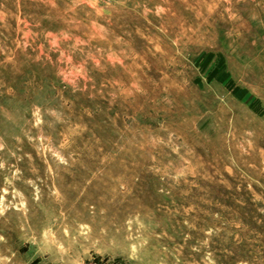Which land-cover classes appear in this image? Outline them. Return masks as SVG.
Segmentation results:
<instances>
[{
	"label": "rangeland",
	"instance_id": "rangeland-1",
	"mask_svg": "<svg viewBox=\"0 0 264 264\" xmlns=\"http://www.w3.org/2000/svg\"><path fill=\"white\" fill-rule=\"evenodd\" d=\"M0 264H264V0H0Z\"/></svg>",
	"mask_w": 264,
	"mask_h": 264
}]
</instances>
